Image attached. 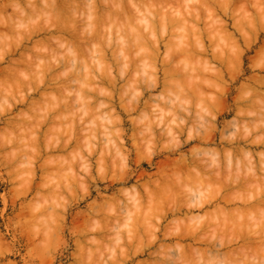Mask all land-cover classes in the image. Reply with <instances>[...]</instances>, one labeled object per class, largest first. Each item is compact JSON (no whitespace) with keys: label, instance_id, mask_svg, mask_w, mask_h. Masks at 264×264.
Instances as JSON below:
<instances>
[{"label":"clouds","instance_id":"obj_1","mask_svg":"<svg viewBox=\"0 0 264 264\" xmlns=\"http://www.w3.org/2000/svg\"><path fill=\"white\" fill-rule=\"evenodd\" d=\"M0 264H264V0H0Z\"/></svg>","mask_w":264,"mask_h":264}]
</instances>
